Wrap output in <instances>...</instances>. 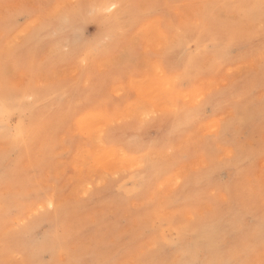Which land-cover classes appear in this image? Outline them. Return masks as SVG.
<instances>
[{
	"label": "rangeland",
	"instance_id": "374dc122",
	"mask_svg": "<svg viewBox=\"0 0 264 264\" xmlns=\"http://www.w3.org/2000/svg\"><path fill=\"white\" fill-rule=\"evenodd\" d=\"M76 2L95 7L75 30L54 14L23 59L0 52L19 97L0 115V264H261V0ZM157 64L170 99L145 93Z\"/></svg>",
	"mask_w": 264,
	"mask_h": 264
},
{
	"label": "snow or ice",
	"instance_id": "6c2138e0",
	"mask_svg": "<svg viewBox=\"0 0 264 264\" xmlns=\"http://www.w3.org/2000/svg\"><path fill=\"white\" fill-rule=\"evenodd\" d=\"M94 5L76 2L71 3H54L53 0H35L33 3H4L0 5L3 22L0 24V31L3 32L0 38V52H3L6 63L13 60L23 59L25 54L30 50L31 46L41 38L47 30L48 18L54 14H59L69 28L66 31L75 30L81 14L88 8H94ZM116 7L112 5L108 8L111 11ZM248 22L254 27L255 34L258 36L262 53H264V0H261L258 13L248 14ZM34 23L31 33L25 35L21 40L20 36L24 32L25 26ZM258 26V27H257ZM228 38H224L227 43ZM60 55L65 58H72L77 55L76 48L71 44L67 49H63ZM261 73L264 75V63L261 64ZM7 84V81H5ZM12 98L19 99L9 87L6 91L0 93V115L6 111L11 112L9 101ZM239 255L238 250H234L231 257H226L213 262V264H247L246 261L236 258ZM32 264H39L38 260H33ZM140 264H162L156 259H145ZM264 264V261L261 262Z\"/></svg>",
	"mask_w": 264,
	"mask_h": 264
},
{
	"label": "bare ground",
	"instance_id": "6f19581e",
	"mask_svg": "<svg viewBox=\"0 0 264 264\" xmlns=\"http://www.w3.org/2000/svg\"><path fill=\"white\" fill-rule=\"evenodd\" d=\"M117 3V2H116ZM122 11V10H121ZM116 12H120V9H117ZM115 13V12H114ZM152 27L155 28V32H153L152 34L154 35V40H155V45H157L160 49L164 48L165 43H164V39L162 38V35L160 34V31L158 29V27L156 26V24L152 25ZM150 37V36H149ZM152 37V35H151ZM151 39V38H150ZM154 43V42H153ZM172 57L174 58H178V56L174 55L173 53L170 54ZM156 70H157V76L150 81L146 86H144V90L145 93L149 92V97H152L153 99H157V98H163V99H170V85L172 84L170 81L164 82L161 81L158 77L159 75H161L163 73L162 68L160 66V64L156 65ZM163 75V74H162ZM99 125V124H98ZM102 129V128H101ZM99 134V133H98ZM98 156L96 157L99 160V164L100 163H104L107 161L110 157V153H106V152H102L100 154H97ZM95 157V156H94ZM96 159V160H97ZM114 161L118 162L121 165H125L126 161H124L123 159L121 160H115ZM98 162V161H97ZM113 163V162H112ZM115 163V162H114ZM106 164V163H105ZM108 164V163H107ZM111 166L115 164H111L109 163ZM118 166V165H117Z\"/></svg>",
	"mask_w": 264,
	"mask_h": 264
}]
</instances>
